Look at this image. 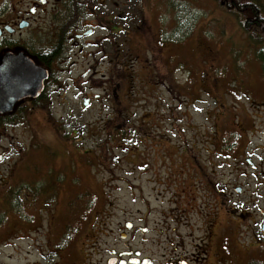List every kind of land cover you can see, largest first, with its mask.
Wrapping results in <instances>:
<instances>
[{
	"label": "rangeland",
	"instance_id": "obj_1",
	"mask_svg": "<svg viewBox=\"0 0 264 264\" xmlns=\"http://www.w3.org/2000/svg\"><path fill=\"white\" fill-rule=\"evenodd\" d=\"M131 3L156 36L159 19L175 26L171 74L158 63L147 69L145 42L132 36L130 89L127 80L120 93L130 122L115 121L122 105L96 80L103 85L87 90L100 95L90 108L72 90L52 95L51 124L2 135L12 154L0 165V264H79L95 216L148 227V254L168 248L191 264H264L258 44L220 0Z\"/></svg>",
	"mask_w": 264,
	"mask_h": 264
},
{
	"label": "flooded vegetation",
	"instance_id": "obj_2",
	"mask_svg": "<svg viewBox=\"0 0 264 264\" xmlns=\"http://www.w3.org/2000/svg\"><path fill=\"white\" fill-rule=\"evenodd\" d=\"M131 1L0 0V141L3 134L11 136V129L51 124L52 95L63 99L60 94L72 90L82 103L90 100V108L100 99V95L93 99L87 92L100 90L103 84L96 86V80L105 81L106 87H101L105 95L122 105L121 111L112 108L119 113V117L113 115L115 121L122 125L130 122L120 93H124L127 80L130 89L132 36L145 42L144 49L151 57L147 69L163 67L169 76L174 55L167 42L173 45L176 33L175 26L162 24L161 18L157 36L153 34L144 27V13ZM165 47L170 49L167 61ZM153 76L151 72V80ZM116 77L122 81L116 84ZM36 82L43 88L40 96L18 98L25 87L29 86L31 93ZM145 85L151 86L149 81ZM11 154L10 149L0 147V165ZM109 220H117V231ZM89 233L79 264H191L168 248L157 255L148 254L143 243L150 230L134 220L95 216Z\"/></svg>",
	"mask_w": 264,
	"mask_h": 264
},
{
	"label": "trees",
	"instance_id": "obj_3",
	"mask_svg": "<svg viewBox=\"0 0 264 264\" xmlns=\"http://www.w3.org/2000/svg\"><path fill=\"white\" fill-rule=\"evenodd\" d=\"M226 12L235 16L250 41L259 47L258 58L264 72V9L258 0H220ZM223 4V5H222Z\"/></svg>",
	"mask_w": 264,
	"mask_h": 264
},
{
	"label": "water",
	"instance_id": "obj_4",
	"mask_svg": "<svg viewBox=\"0 0 264 264\" xmlns=\"http://www.w3.org/2000/svg\"><path fill=\"white\" fill-rule=\"evenodd\" d=\"M28 89H29V86L28 87H25L24 94L19 95L18 98H20L22 96H30V95L33 96L34 98H37L38 96H40V94L43 91L42 85L39 82H36L35 85H33V90L31 91V93H28ZM14 100H17V96L16 95H15V99ZM89 104H90V101L89 100L84 101V106L85 107H88ZM2 159H3V156H0V161ZM247 163L252 165V161L250 159L247 160ZM236 192L237 193H241L242 190L239 188V189L236 190ZM262 232L264 234V223L262 225Z\"/></svg>",
	"mask_w": 264,
	"mask_h": 264
},
{
	"label": "bare ground",
	"instance_id": "obj_5",
	"mask_svg": "<svg viewBox=\"0 0 264 264\" xmlns=\"http://www.w3.org/2000/svg\"><path fill=\"white\" fill-rule=\"evenodd\" d=\"M264 221V220H263ZM263 223V222H262Z\"/></svg>",
	"mask_w": 264,
	"mask_h": 264
}]
</instances>
